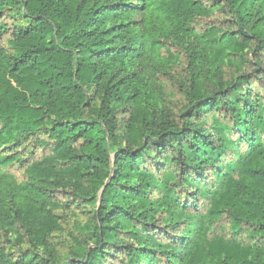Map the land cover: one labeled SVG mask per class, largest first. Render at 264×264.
<instances>
[{
  "label": "trees",
  "instance_id": "obj_1",
  "mask_svg": "<svg viewBox=\"0 0 264 264\" xmlns=\"http://www.w3.org/2000/svg\"><path fill=\"white\" fill-rule=\"evenodd\" d=\"M0 264H264V0H0Z\"/></svg>",
  "mask_w": 264,
  "mask_h": 264
},
{
  "label": "rangeland",
  "instance_id": "obj_2",
  "mask_svg": "<svg viewBox=\"0 0 264 264\" xmlns=\"http://www.w3.org/2000/svg\"><path fill=\"white\" fill-rule=\"evenodd\" d=\"M0 128H1V126H0Z\"/></svg>",
  "mask_w": 264,
  "mask_h": 264
}]
</instances>
